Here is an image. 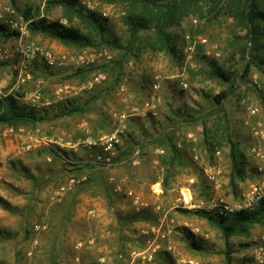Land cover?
<instances>
[{
  "label": "rangeland",
  "instance_id": "1",
  "mask_svg": "<svg viewBox=\"0 0 264 264\" xmlns=\"http://www.w3.org/2000/svg\"><path fill=\"white\" fill-rule=\"evenodd\" d=\"M47 1L49 0H0V9L12 6L25 17L24 11L28 6L43 11ZM234 2L235 0H203L179 24L171 26L168 31L174 36V44L179 51L176 58L153 48L156 36L151 25L147 31L141 32L132 54L124 61L118 84L112 94L91 104L89 108L92 112L53 117L39 123L37 136L50 135L54 137V141L62 138L64 142L75 143L87 137L119 134L122 141L120 155L128 151L129 143L133 144V149L128 151L132 152L128 156H133L137 150L143 151V146L139 147L137 144L150 141L164 132H175L176 140L182 141L185 162L183 166L176 168V174L169 185L165 184L169 164L164 162V154L158 163L154 162L155 156L152 154L161 146L146 147L144 150L147 153L139 157L140 163L135 166L129 160L116 167L102 169V174L95 177L90 191L82 195L75 210V223L81 231H85L82 234L85 235L89 229L94 231L95 225L80 227L78 216L87 214L95 204L103 206L105 202L98 194L101 188L99 177L111 185V177L119 181L127 176V185L142 191L148 201H151L150 185L163 180L164 193L158 203L161 202L168 211V219L175 220L163 227L169 233L168 243L175 249L171 253H157L153 264H224L225 243L222 231L210 226L196 213L202 210L182 207L179 186H188L194 193L195 202L207 204L211 198L207 172L217 171L221 182L218 196L229 204H235L241 201L243 193L252 184L262 180V176L253 166L254 161L249 156V150L255 144L261 145L264 150V140L255 138L253 134V127L258 126V123L264 127V71L261 70L264 65L261 69L252 66L248 75L244 73L250 50L247 58L241 55L240 50L243 46L250 49L251 44L247 37L248 31L233 19L232 13L236 5ZM80 3L85 11L96 12L108 20L106 39L113 45L97 43L96 47L88 49L109 51L113 60L107 64H111L120 57L129 41L126 19L133 9L128 3L113 0H80ZM48 16L51 20L66 22L65 10L61 7L52 8ZM73 24L79 26L83 32L89 31V26L81 24L76 17ZM261 26L264 31V25ZM17 37L16 34L14 38ZM92 37H95L96 42L100 40L97 35L93 34ZM41 38V42L35 41L40 47L54 52L67 51L45 46L44 39H48L56 42L59 47H66L49 37ZM69 48L72 50L68 52L72 54L83 50ZM38 61L44 63L41 59ZM47 68L45 65L44 72L37 75L31 70L34 79L18 90L11 91V86L1 84L0 89L7 95L21 96L19 99L23 105L37 109L29 97L37 90L38 82L44 81V98L56 102L49 108L37 110L52 117L70 103L69 99L60 100L56 92L58 85L68 83L71 79L66 74L67 69ZM216 70H222L229 80L219 77ZM98 73H104L106 80L93 90L70 98L71 101L84 103L91 95L112 84L114 76L110 67L105 72L96 71L71 82L86 84ZM122 78L128 80L127 91L119 94L118 86ZM13 79H17V75ZM223 92L227 96L221 106H218L216 97ZM251 106L258 108L257 115H250L248 107ZM123 115L125 118H122ZM82 123H88L85 130L81 128ZM227 132L240 143L250 161L247 177L239 183L237 193L229 187L231 164ZM26 133L27 131L23 132ZM205 140H208L209 145H205ZM52 146L57 145L53 143ZM52 146H44L34 140L31 142L25 136H0V198L10 203L13 209L8 211L0 205V264H51L56 258L59 264H70L72 261L73 253H57L65 234L76 229L72 223L63 224L60 220L64 204L68 205L74 199L71 198L72 190L60 200L55 194L73 179L76 180L71 186L73 188H77L82 181L78 182L81 177L78 173L66 171L62 159L57 160L53 155L43 153ZM217 149L222 151L220 158L216 157ZM64 153L78 159L85 155L83 151L74 155L69 148H65ZM195 155L199 156L198 160L194 159ZM190 178L195 181L191 182ZM119 197L121 203L118 207L115 206L116 209L126 215L132 212L131 202L125 193L122 192ZM184 218L199 230L193 232L190 229L192 225L184 226L178 222ZM38 224L46 225L47 228L37 231L35 227ZM180 234H184V237L181 238ZM190 234L202 241L205 248L194 250L186 237ZM263 234L264 222L251 228L246 236L231 239L235 251L234 264H256L255 251ZM35 240L39 242L33 255L29 257L28 251L33 249ZM89 258H80L82 264H100L98 258ZM130 261L128 253H122L121 257L115 254V258L108 264H131Z\"/></svg>",
  "mask_w": 264,
  "mask_h": 264
},
{
  "label": "trees",
  "instance_id": "2",
  "mask_svg": "<svg viewBox=\"0 0 264 264\" xmlns=\"http://www.w3.org/2000/svg\"><path fill=\"white\" fill-rule=\"evenodd\" d=\"M113 1L128 3L133 9L132 13L126 19L130 34L127 43L129 46L126 47V45L123 48L124 51L120 57L115 59L111 64H105L100 67H87L68 75L69 79L76 80V78L91 75L96 71L105 72V70L110 67L113 70L114 76L112 84L91 95L84 103L69 100L70 103L68 106L59 109L58 113H54L52 117H49L48 114H42L36 108L23 105L17 95H8L4 99V111L0 115V130L5 126L19 128L23 125H36L51 120L53 117L73 116L75 114L82 115L86 112H92L89 108L91 104H94L101 97H106L112 94L115 86L118 84L124 61L129 54H132L131 52L134 49V46L140 40L141 32L147 31L151 25H153V30L156 36V43H154L155 47L153 48L159 52L168 54L172 58L179 56V51L174 44V36L168 31V29L174 24H179L188 12L199 6L203 0ZM234 4L236 5L234 6L232 13L233 19L239 26L248 31L247 37L251 44L250 49L243 46L240 50L241 55L246 58V55L249 54L248 50H250V55L244 71L245 75H248L252 66L261 69V66L264 65V31L261 28V25H264V0H235ZM55 7H61L65 10V23L62 20H51L49 18V12ZM24 15L27 20H30L29 30L32 36H46L52 40L59 41L66 47H73L78 50L96 47L97 43L113 45L108 39H106L108 20L96 12L85 11L81 6L80 0H49L43 11H41L40 8L28 6L24 11ZM74 17L80 20L81 24L88 25L89 31L83 32L79 26L73 24ZM0 29L1 33L7 38L16 35V33L9 31L4 25H0ZM93 34L97 35L100 39L98 42L94 40L95 37H92ZM251 53L253 54L251 55ZM261 70L264 71V69ZM215 73L224 80H229L222 70H216ZM226 96L227 93L223 92L216 97V103L218 106H221L222 101ZM220 110H222V107H220ZM174 134L175 132H164L158 136H154L150 141L141 142L143 145L146 142L148 144L150 142V144L165 148L163 160L169 164L168 173L165 178V184L167 185H169L170 180L175 176L176 168L183 166L185 162L182 150L178 146ZM227 142L229 143V160L231 164L229 187L234 193H237L239 183L243 182L247 177L250 161L247 154L241 148L240 143L236 141L229 132H227ZM205 145H209L208 140H205ZM132 149L133 144L129 143L127 150L130 151ZM59 150L60 149L57 150L54 147H48L43 153L51 154L54 156V159L61 160ZM128 151H125L121 156L130 155L132 153ZM64 167L66 171L78 173V176L87 175V178L71 193V198L74 199L68 203L67 208L63 209L60 220L63 224H67L76 202V198L82 192L90 191V185H92L96 176L102 174V168L92 164L73 163L68 165L65 164ZM99 181L101 182V188L98 194L104 195L111 207L113 205L111 185H109V182L104 178L99 177ZM0 205L8 211H13L11 204L1 198ZM196 213L199 216L206 218L212 227L218 228L222 231L225 243V249L223 251L224 264H234L233 254L235 251L231 245V239L233 237L246 236L251 228L264 222V198L261 200L259 206L252 211L241 210L227 216L206 211H196ZM154 217L155 216L148 211H144L137 216L139 220L149 222H153L155 219ZM186 237L194 250L198 251L205 248L202 245V241H198L193 235L190 234ZM57 253H59L58 250ZM51 264H59V261L56 258V261H52Z\"/></svg>",
  "mask_w": 264,
  "mask_h": 264
},
{
  "label": "built area",
  "instance_id": "3",
  "mask_svg": "<svg viewBox=\"0 0 264 264\" xmlns=\"http://www.w3.org/2000/svg\"><path fill=\"white\" fill-rule=\"evenodd\" d=\"M0 23L6 26L9 31L16 33L18 36V40L15 44L0 46V62L16 61L14 69L17 75V89H20L23 85H26L34 79L31 72V66L39 59H41L48 68L61 69L68 67L71 72L87 67H100L113 60V55L107 50L93 51L86 48L76 54H72L68 52H54L40 47L30 38V20H27L23 15L19 14L12 6H6L0 11ZM190 49H192V47ZM106 78L107 77L104 73H98L86 84L79 85L77 87L70 84L63 85L57 89V95L60 97V100L79 96L81 93L93 90L96 86L102 84ZM43 84L44 83L41 80L38 82L37 90L30 95V98L38 108H49L53 106L56 101L44 98V94L42 92V89L44 88ZM127 85V78H122L118 86L119 94L127 91ZM7 96L8 95L0 89V115L4 111L3 102ZM248 111L252 116L257 115L259 112L258 108L253 106L248 107ZM122 118H125V115H123ZM253 132L255 138L264 140V127L262 124L258 123V126L253 127ZM44 142L45 144H51V141L45 140ZM120 146H122V141L119 134L101 136L98 138L87 137L80 139L79 142L72 146V149L76 153L83 151L85 153L84 157L75 160L66 157L62 152H60V155L63 163L67 165L71 163L92 164L102 169H110L129 161V159L123 160V158L120 157ZM158 153L159 155H162L164 154V151L161 150ZM215 154L216 157L220 158L222 151L217 149ZM249 156L254 161L253 166L262 176V180L252 184L250 188L243 193L240 202L229 204L225 202L224 199H221L217 194L221 187V182L218 177L219 172L208 171L207 179L210 187V201L207 204L195 202L192 189L187 187L183 192H181L180 201L182 203V207L188 210H202L223 216H227L236 211H252L256 209L261 200L264 198V150L262 146L255 144L249 150ZM194 159L198 160L199 156L195 155ZM130 160H132L133 165L140 163L137 159H135V157H132ZM75 182L76 181L73 179L70 185L72 186ZM155 187L157 188L155 189ZM66 189H69V187L62 186L56 192L55 195L59 200ZM152 191L155 195H162L164 193L163 180H158ZM128 195L134 197L132 192H129ZM135 200L137 201V207L150 208V204L148 202L141 201L140 199ZM46 228V225L41 224H38L35 227L37 231L45 230ZM143 234L148 237V246L145 250L134 255L133 263L153 264L156 254L162 248L161 242L167 239L168 233L162 226H159L146 230ZM259 243L260 244L255 251V262L256 264H264V234L261 236ZM37 244L38 240H35L33 242V249L28 251L29 257L33 255V251L37 247ZM169 251H171L170 248ZM80 263L82 264L81 259L77 257L75 259V264Z\"/></svg>",
  "mask_w": 264,
  "mask_h": 264
},
{
  "label": "crops",
  "instance_id": "4",
  "mask_svg": "<svg viewBox=\"0 0 264 264\" xmlns=\"http://www.w3.org/2000/svg\"><path fill=\"white\" fill-rule=\"evenodd\" d=\"M3 8H1L0 11ZM0 25H2V24H0ZM30 36H31V39L34 41L41 42V40H42L41 36H39V35L32 36L30 34ZM17 40H18V38H14V37L7 38L6 36L3 35V33H1V29H0V45L1 44L2 45L3 44L12 45V44H15L17 42ZM44 44H45V46H49L51 48L54 47L58 51L67 50L66 52H68V51L70 52L72 50L69 47H59L56 42H53V41L48 40V39H44ZM15 65H16V61L14 63L12 61L0 62V79L3 78L2 81L0 82V84H1V86H6V87L11 86L12 87L10 89L11 91H12V89H13V91L18 90L17 84H16L17 79H13L14 75H16V72L14 69ZM44 66H45L44 63H41L37 60L32 64L31 69L33 70L34 74L37 75L39 73H42V71L44 72V70H43ZM50 69H59V68H50ZM61 69L62 70L67 69L68 71L66 72V74L72 73L68 67L61 68ZM43 83H44V81H43ZM33 84L35 86V83H33ZM66 84H68V85L70 84L74 87L75 86L77 87L79 85H83V84H76V83L74 84L70 80V82H68V83L58 85V88L63 86V85H66ZM23 89H26V88L23 87ZM13 95H15V94H13ZM29 98L27 97L26 99L28 100ZM65 98H67V97H65ZM69 100H71V99H69ZM53 101H56V100H53ZM38 125H39V123L36 125H23V126H20L19 128H14L11 126H5V127L1 128L0 136L1 135H7V134L12 135V136L13 135L21 136V137L25 136L26 138L30 139L31 142H32V140L38 141V142H40V144H42L44 146H52L54 143L57 145V146H54V148H56L57 150L60 149L59 154H60V152H62L66 157H68L70 159H73V158L75 160L78 159L75 157H71L70 155H66L64 153V149L69 148L75 155L76 152H74V150L72 149V146L75 145L77 142H75V143L74 142L73 143L72 142H64V140L62 138H58L54 141V139H53L54 137L50 136V135L49 136L44 135V136L39 137V136H37V135H39L38 134V132H39ZM87 127H88V123H82L81 128L83 130H85ZM25 130L27 131V133L23 134V132H26ZM45 140L51 141V144H45V142H44ZM189 140H191V139H189ZM143 142H145V141H143ZM190 142L193 143V140H191ZM177 144L179 147L181 146L180 149L182 150L183 157H185V150L182 146V141H177ZM142 145L143 144H141V143L137 144V146H139V147ZM150 146L157 147V146H155V144H150V143L148 144L146 142L143 145V148L145 149L146 147H150ZM144 149H143V151L137 150L133 156H128V155L121 156L120 155V157H123V160H128V159L130 160L132 157H135V159H137L139 161V159H140L139 157H141V155H144L145 153H147V151H145ZM164 149L165 148L159 147L156 149L155 152H152V154H154V156H155V158H154L155 163H158L159 160H161L162 155H159L158 152L161 150L165 151ZM49 160H50V158H49ZM86 178H87V175H82L80 177V179H78V182L83 181ZM190 179H191V182L195 181L193 178H190ZM128 180L129 179L127 176L122 177L119 181L114 179V177L113 178L111 177L110 178V184H111V190H112V194H113V205L110 207L105 196L101 195V197H103V199L105 200V202L103 203V206L95 204V206H93V209L88 211L87 214L84 213V214H82L81 217L78 216V220H79V222H81L80 227H82L84 225L92 227L93 224L95 225L94 231L89 229L85 235L82 234L85 231H81L79 228V225H77V223H75V220H77V219H76V217H74V215H75L76 208H78L79 199L82 197V195L87 194V193L82 192L76 198V202H75L74 207L72 209L70 219L67 222L68 224L72 223L76 229L73 232L70 231L69 233H66L65 236L63 237L62 244H59V246H58V252L59 253H73V256H72L73 258H71L72 261L70 264H75V259L77 257L82 258L83 260H85L89 257H90L89 259H91L92 257H96V258H98L100 264H108V263L112 262V260L115 258V254H119L121 257L122 253L123 254L128 253V257L131 260L130 261L131 264H139V263H133V258H134L135 254L145 250L148 246V237L145 236L143 234V232L146 230H149L153 227L167 226L169 224V222L175 221V220L173 221V219L171 221L168 219V211H166L164 209L161 202L158 203V201H161L162 195H155L152 191L156 182L150 185L151 193H150V198L149 197L148 198L151 201H148V199L145 198L142 191H139V190L132 188L131 186L127 185ZM114 181H115V183H114ZM65 186L69 187V189H66V191L63 193L62 197L65 194H67V192L70 193V190H72V192H73L75 189V188L71 187L70 184L69 185L66 184ZM187 187L188 186H185V185L179 186L181 192H183L184 189H186ZM122 192L125 193L127 199L131 202L132 212H130L127 215H126V213H121L119 210L116 209V207H118L121 203V198L119 197V194H121ZM129 192H132L134 194V197L129 196L128 195ZM90 195L94 196V194H90ZM135 199H140L141 201L148 202L150 204V208H143V207L139 208V207H137V204H136L137 201ZM67 206L68 205L64 204L63 209L67 208ZM120 210H122V209H120ZM123 210H125V209H123ZM144 211L151 212L152 215L155 216L154 217L155 219L153 220V222H149V221H145V220H139L137 218L138 214H140ZM201 218L204 219L209 224V222L206 218H204V217H201ZM180 221H178V222L183 224L184 226L190 227V225L193 224L191 221L186 220V218H184ZM84 223H86V224H84ZM192 226L193 227H191L190 229L193 232H195L196 230H199L198 227H194V225H192ZM170 232H171V230H170ZM180 237L183 238L184 234H180ZM168 241H169V233H168L167 239H165L164 241L161 242L162 248L158 253H171L174 251L175 247L171 243H168ZM169 248L171 249V251H169Z\"/></svg>",
  "mask_w": 264,
  "mask_h": 264
}]
</instances>
